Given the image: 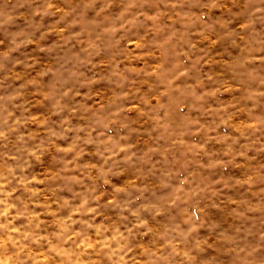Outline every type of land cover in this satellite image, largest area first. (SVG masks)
Instances as JSON below:
<instances>
[{"label": "clouds", "instance_id": "1", "mask_svg": "<svg viewBox=\"0 0 264 264\" xmlns=\"http://www.w3.org/2000/svg\"><path fill=\"white\" fill-rule=\"evenodd\" d=\"M0 264H264V0H0Z\"/></svg>", "mask_w": 264, "mask_h": 264}]
</instances>
